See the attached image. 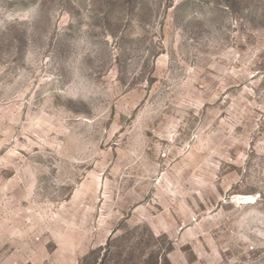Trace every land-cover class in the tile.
<instances>
[{"label": "rangeland", "instance_id": "rangeland-1", "mask_svg": "<svg viewBox=\"0 0 264 264\" xmlns=\"http://www.w3.org/2000/svg\"><path fill=\"white\" fill-rule=\"evenodd\" d=\"M0 264H264V0H0Z\"/></svg>", "mask_w": 264, "mask_h": 264}]
</instances>
